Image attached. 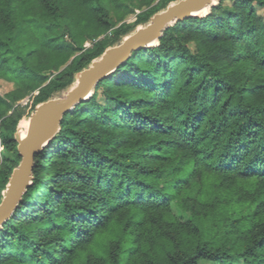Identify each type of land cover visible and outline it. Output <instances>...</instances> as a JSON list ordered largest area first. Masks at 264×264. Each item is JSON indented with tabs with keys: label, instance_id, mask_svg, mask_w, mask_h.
Returning a JSON list of instances; mask_svg holds the SVG:
<instances>
[{
	"label": "trees",
	"instance_id": "1",
	"mask_svg": "<svg viewBox=\"0 0 264 264\" xmlns=\"http://www.w3.org/2000/svg\"><path fill=\"white\" fill-rule=\"evenodd\" d=\"M137 1L161 4L112 30V9ZM171 1L0 0V76L19 87L0 95V202L21 161L13 104L69 88ZM35 161L0 264H264V0L174 23L67 113Z\"/></svg>",
	"mask_w": 264,
	"mask_h": 264
},
{
	"label": "water",
	"instance_id": "2",
	"mask_svg": "<svg viewBox=\"0 0 264 264\" xmlns=\"http://www.w3.org/2000/svg\"><path fill=\"white\" fill-rule=\"evenodd\" d=\"M220 0H179L166 9L154 14L145 27L126 38L105 52L76 77L77 81L65 95L53 97L36 106L29 119L26 132L16 131L14 140L21 158L19 165L13 170L3 191L0 202V229L11 219L27 191L34 183L36 156L55 139L61 130L67 113L77 105L88 101L97 85L111 77L124 64L133 52L144 48H152L159 44L167 28L178 21L201 17L200 13L208 11ZM45 143V146L41 147Z\"/></svg>",
	"mask_w": 264,
	"mask_h": 264
},
{
	"label": "rangeland",
	"instance_id": "3",
	"mask_svg": "<svg viewBox=\"0 0 264 264\" xmlns=\"http://www.w3.org/2000/svg\"><path fill=\"white\" fill-rule=\"evenodd\" d=\"M177 1H171L169 5L175 3ZM160 1H156L155 3H153L152 5H146L143 2L137 1L135 2V4H133L132 6H129L128 8L130 9H112L111 11V23L113 24V28L112 30L115 29H119L122 28L125 25H133L136 23L138 16L142 15L144 13L149 12L150 10H153L154 8H157L160 6ZM39 7L37 6V3H32L31 5L26 4L25 6H23V8L21 9L22 11H20V15H30L32 13V10H38ZM71 9V8H69ZM164 9H160L159 11H162ZM210 11V9L204 13H200V15L205 16L208 12ZM263 13V12H262ZM148 23L145 24H140L138 26H136V28L134 30H132L129 34L125 35L122 40L116 42L114 45L112 46H116L119 45L124 38H126L127 36L135 33L137 31V29L145 27ZM110 31L106 34L109 35ZM105 37V35H102L98 40H102ZM94 45V41L91 39H87L86 41H84V47L86 49H90L92 48ZM110 46V47H112ZM81 52L77 53L75 56H73L70 61H68V63L64 66L61 67L60 70H63L68 64H70L72 62V60L74 59V57L78 56ZM54 74H57V71H53ZM77 81V77L75 79V81L70 85L69 88L58 92L55 94L54 97H60L65 95V93L68 91V89H70L72 86L75 85ZM18 85L14 82L8 81L5 78L0 76V95L3 97H7L8 95H10L11 93H14L15 91L18 90ZM38 94V92H35L33 94L27 95L26 97H24L23 99L19 100L16 104H13V110H20L23 113V117L20 120L18 126H17V130L20 131V124L22 122H24L25 120L29 121L31 115L33 114V112L35 111L36 107L34 106V97ZM6 124L2 125V123L0 122V142L2 143L3 139H2V133L6 132ZM4 151V148L1 147L0 148V152L2 153ZM2 158V157H1ZM0 163H1V159H0ZM176 213L181 216L183 219H187L190 217L189 214H184L181 213L179 210L175 209Z\"/></svg>",
	"mask_w": 264,
	"mask_h": 264
},
{
	"label": "bare ground",
	"instance_id": "4",
	"mask_svg": "<svg viewBox=\"0 0 264 264\" xmlns=\"http://www.w3.org/2000/svg\"><path fill=\"white\" fill-rule=\"evenodd\" d=\"M204 12H206V11H204ZM204 12H202V13H204ZM28 124H29V121H27V120H25L24 122H22V123L20 124V132H21L22 134H24V133L26 132V130H27V128H28ZM43 146H45V143L42 144L41 147H43Z\"/></svg>",
	"mask_w": 264,
	"mask_h": 264
}]
</instances>
